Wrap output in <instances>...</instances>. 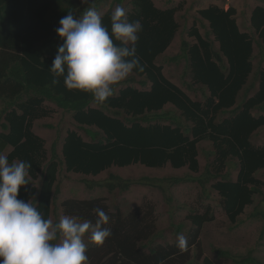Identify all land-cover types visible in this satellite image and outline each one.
I'll return each mask as SVG.
<instances>
[{"label":"trees","instance_id":"1","mask_svg":"<svg viewBox=\"0 0 264 264\" xmlns=\"http://www.w3.org/2000/svg\"><path fill=\"white\" fill-rule=\"evenodd\" d=\"M104 2L0 0V153L9 162L23 160L32 165L30 183L20 188L18 199L31 200L43 218H51L55 224L59 222L55 197L61 165L67 173L84 177L140 165L155 170L187 168L197 176L126 180L110 174L104 182L84 183L90 190L105 187L111 194L142 185L166 195L182 183H197L205 199H211L212 192L217 194V204L231 228L238 227L254 197L264 196V182L256 176L264 171V145L254 142V135L264 128V68L254 67L255 36L258 46L264 47V7L256 6L250 14L249 28L255 36L240 29L234 7L225 10L210 5L198 10V18L207 23L205 35L194 24L189 32L193 41L182 40L179 54L170 59L173 63L185 60L192 83L207 92L204 101H195L158 65L180 29L177 14L181 6L161 9L153 0H114L101 16L102 23L111 32L115 6L129 8V22H141L143 30L136 47L143 71L134 70L126 85L100 105L88 93L69 91L63 77L53 84L50 67L64 43L55 31L61 18L68 13L79 18L90 7L99 10ZM46 103L71 114L84 134L69 130L61 156L56 142L48 152L45 140L33 131L36 121L54 111ZM168 106L172 109L167 110ZM202 142L210 144L209 154L214 159L201 173L198 157ZM166 199L172 208L173 198ZM97 207L109 216L105 226L111 228L112 235L102 246L93 243L87 249V264H215L204 255L200 241L205 225L215 220L211 206L202 213L190 210L178 224L171 222L172 236L183 234L188 241L185 252L177 242L160 241L163 236L152 204L124 215L118 207L112 212L104 198L61 203L64 216L93 224ZM251 216L262 220L260 238H264V210L255 209ZM184 221L190 223L188 230ZM239 263L261 264L250 258Z\"/></svg>","mask_w":264,"mask_h":264},{"label":"rangeland","instance_id":"2","mask_svg":"<svg viewBox=\"0 0 264 264\" xmlns=\"http://www.w3.org/2000/svg\"><path fill=\"white\" fill-rule=\"evenodd\" d=\"M113 1L114 0H105L97 12L101 16L104 15L110 9ZM153 2L161 9L181 6V9L177 14L180 29L166 54L158 59V65H162L164 68V75L173 83L181 87L193 100L204 101L207 92H203L200 87H197L192 83L189 75L190 71L186 67L185 60H180L178 63L170 61L172 57L179 54L182 40H189V42L193 41V39L189 37V32L194 24L199 28L200 33L205 35L207 23L198 18V10L207 8L210 5H218L225 10L234 7L237 10L236 19L240 29L255 36L249 28V18L251 11L256 6L264 7V0H153ZM128 9H125V12ZM211 39L213 40V37H211ZM254 39L256 41L254 67L255 70H257L259 68H264V47L260 48L258 46L256 36ZM214 45L215 48H218L216 43ZM130 77L131 75L128 78ZM125 81L117 86L115 92L126 85ZM135 86L142 89L138 84ZM46 105L47 108L53 109L54 111L50 117L36 121L33 126V131L45 140V148L48 152H50L52 144L56 142L58 154L61 156L62 142L69 130H76L82 136L84 134L75 126L71 114L62 111L53 104L46 103ZM94 106L97 105L94 104ZM166 108L167 110L172 109L169 106ZM84 137L85 139H88L86 136ZM254 142L258 145H264V128L260 129L254 135ZM199 150L200 155L198 159L200 163V172L202 173L206 166L213 161L214 157L209 154L211 147L207 142H202L199 145ZM110 174L119 175L126 180H139L143 177L162 180L170 177L182 178L187 175L197 176V174L189 172L187 168L174 170L170 167H166L161 170H155L140 165L125 169L112 168L110 171H106L97 177H84L79 174L67 173L65 167L61 165L59 168L57 183L59 194L55 197V205L57 207L56 209H58L57 220H60V218L64 216L61 209V203L68 199L89 200L93 198H104L112 212L118 207L124 215L136 211L138 208L149 203L154 206L156 211L157 228L159 233L163 236V239L161 238L160 241L167 244H173L174 242H177V237H175V235L172 236V231L170 230L171 222L178 224L185 220V217L190 213V210H196L197 212L202 213L206 206H211L215 214V220L212 223L205 225L200 236L204 255L210 258L215 264H244L239 263V261L241 262L242 259L245 258H250L252 261L257 260L259 263L264 264V238H260L263 222L261 219H256L251 216V214L255 212V209L260 211L264 210L263 195H256L254 197V204L248 207L240 218L242 222L238 227L231 228L230 223L226 219L220 206L217 204V194L212 192V198L205 199L201 190L198 189L197 183H182L171 188L167 195L164 193L166 196L157 188L142 185H134L125 193L115 191L111 194L105 187L95 186V189L90 190L89 186L84 183L85 180L87 182H104L109 178ZM237 174L238 171H234L232 173V178L236 179ZM256 176L264 182V171L259 172ZM35 185H40V179ZM166 185L169 184L166 183L165 187ZM169 196L173 198L172 208L171 205L167 203L166 198ZM173 209H175L174 212H172ZM184 223L185 228L188 230L190 228V223L187 221H184ZM84 243L87 244V249L92 246L93 243L90 239V233L84 237ZM218 251L226 252L229 256L223 257ZM192 252L195 253V250ZM234 260H237L238 263H234Z\"/></svg>","mask_w":264,"mask_h":264},{"label":"clouds","instance_id":"3","mask_svg":"<svg viewBox=\"0 0 264 264\" xmlns=\"http://www.w3.org/2000/svg\"><path fill=\"white\" fill-rule=\"evenodd\" d=\"M110 19L111 32L94 7L79 18L72 13L62 17L55 31L64 43L50 67L53 84L63 77L69 91L88 93L100 105L134 70L143 71L136 47L141 22H129L122 6L113 9ZM31 167L23 160L9 162L0 153V264H87L84 237L90 233L92 243L102 246L112 235L105 226L109 216L97 207L95 224L73 216H63L55 224L44 219L31 200L18 199L20 188L30 183ZM177 247L187 251L183 234H178Z\"/></svg>","mask_w":264,"mask_h":264}]
</instances>
